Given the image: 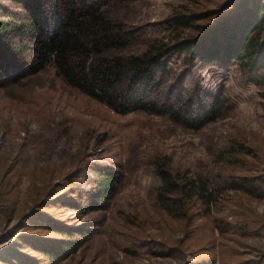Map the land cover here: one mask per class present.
<instances>
[{
	"label": "rangeland",
	"instance_id": "1",
	"mask_svg": "<svg viewBox=\"0 0 264 264\" xmlns=\"http://www.w3.org/2000/svg\"><path fill=\"white\" fill-rule=\"evenodd\" d=\"M230 1L127 0L118 14L142 29L129 52L176 38L167 22L174 12L221 10ZM203 77L218 80L212 70ZM224 86L234 107L199 130L166 116L117 114L53 67L0 87V264H264V198L228 189L209 216L190 219L168 216L156 201L157 158L217 185L264 172V87L237 65ZM237 143L248 149L239 162L229 153ZM107 168L121 182L105 208L94 210L96 170ZM65 224L88 227L90 236L71 237L82 239L79 249L54 263L32 245L62 241L46 227Z\"/></svg>",
	"mask_w": 264,
	"mask_h": 264
},
{
	"label": "trees",
	"instance_id": "2",
	"mask_svg": "<svg viewBox=\"0 0 264 264\" xmlns=\"http://www.w3.org/2000/svg\"><path fill=\"white\" fill-rule=\"evenodd\" d=\"M189 1L199 5L204 0ZM124 3L127 0H0V87L53 67L70 87L117 114L166 116L193 130L234 107L224 86L232 66L264 87V0H232L221 10L174 12L167 22L177 37L153 40L138 53L129 49L142 29L118 14ZM207 70L218 80L206 83ZM245 150L237 143L229 153L239 162ZM154 165L161 181L157 205L175 219L209 216L228 189L264 198V172L217 185L203 175L174 169L169 157L157 158ZM96 171L102 177L95 183L98 202L92 208L100 210L117 193L121 177L109 168ZM48 226L63 240L42 238L32 246L54 263L70 257L90 236L83 225ZM75 235L82 239H72Z\"/></svg>",
	"mask_w": 264,
	"mask_h": 264
}]
</instances>
